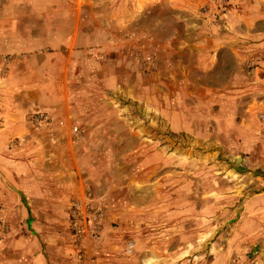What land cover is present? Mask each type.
Here are the masks:
<instances>
[{
	"label": "rangeland",
	"instance_id": "rangeland-1",
	"mask_svg": "<svg viewBox=\"0 0 264 264\" xmlns=\"http://www.w3.org/2000/svg\"><path fill=\"white\" fill-rule=\"evenodd\" d=\"M0 264H264V0H0Z\"/></svg>",
	"mask_w": 264,
	"mask_h": 264
}]
</instances>
